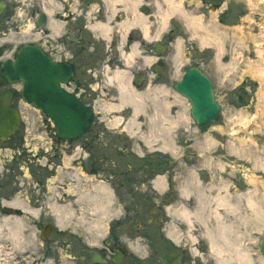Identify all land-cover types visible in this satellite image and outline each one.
Returning a JSON list of instances; mask_svg holds the SVG:
<instances>
[{
	"label": "rangeland",
	"instance_id": "374dc122",
	"mask_svg": "<svg viewBox=\"0 0 264 264\" xmlns=\"http://www.w3.org/2000/svg\"><path fill=\"white\" fill-rule=\"evenodd\" d=\"M222 4L220 9L225 10L230 20L236 21V25L223 27L214 21L217 18L216 14L210 12L208 15L211 20L209 23L215 25L212 32L220 40L222 37L224 44L222 62L211 61L208 69L216 100L221 105L215 119L203 126L194 123L190 115L191 104L174 89L175 83L180 80L178 79L180 67L174 68L176 72L172 79H145L142 87L138 88L143 91L149 84L155 88L159 81L169 90L166 100L175 104L172 108L177 112L185 110L187 122L182 121L179 126L176 124L174 132H171L172 138L169 136L179 151L177 154H170L157 147L149 148L140 137L135 136L133 139L127 131H123L127 121L132 117V109L122 106L120 109H114L116 111H108L109 104L117 103L115 86L110 85L106 79L103 82L99 81L98 97L92 104L100 109L99 116L105 121L99 122L93 128V132L98 130L104 134L100 141L94 140L96 143H90V147H81L78 150L77 182L66 176L67 181H71L66 189L73 190L79 199L82 192L94 194L95 185L105 184L112 190L114 201L107 213H95L88 199L84 198L77 204V200L74 201L70 194L66 196L69 200L66 203L71 205L69 210L65 209L66 216L64 214L65 217L63 216L61 220L65 225L60 224L53 233V236L63 237L65 240L63 251L65 264H77V233L97 238L104 234L101 228L88 224L94 220L103 222L130 220L132 222L128 228L123 227L120 230L121 235L127 238L129 233L138 234L140 235L138 238L144 239V247L148 245L152 246V249L153 245L148 242L150 233L155 243L157 235L154 233L158 234L160 228L164 231L178 225V228L182 229V221L170 213L175 203H180L182 195L180 190L175 189L174 175L186 176L190 169L200 170L197 175L198 181L202 182L205 189L211 183L219 186L220 190L217 192L227 198V202L234 207V210L223 207L218 211L224 225H229L230 236L234 240L236 238L243 252L251 257L250 264H264V257L260 251V241L264 236V0H225ZM29 38L30 35L17 34L13 45L19 47L20 42ZM16 47L5 51L1 60L12 59ZM213 54L211 50V59L214 57ZM75 61L77 63V59ZM215 68H218V71L214 72ZM1 84L5 85L3 81ZM20 85L18 83L12 86L19 88ZM7 86L13 88L9 84ZM131 86L135 87L133 83ZM69 89L77 93V75ZM147 103L151 111L153 101L149 99ZM17 104L25 123L33 124L35 127L32 129L37 134L35 128L46 123L44 115L27 108L22 100ZM150 111L149 113H152ZM175 113L168 112L172 118L175 117ZM118 118L120 122L116 124L115 120ZM140 122H145V126L142 127L146 129L148 123L144 117H140ZM157 132V137H160V130L157 129ZM205 139H208L207 145L201 147L199 143ZM85 142L84 139L77 145L80 143L84 145ZM137 144L140 146L139 153L134 151V145ZM229 145L236 151H229ZM2 156L5 157V154L2 153ZM206 157L209 161L204 164ZM13 170L20 173L18 180H23V173L27 171L25 165L21 164ZM42 170L39 172L42 173L44 171ZM157 175L165 178L166 190L161 193L152 188V180ZM4 178L0 173V181ZM34 178L28 176L27 180L31 179L28 182L36 184ZM54 197L59 199L57 194ZM182 200L188 202L186 199ZM249 200L252 207L249 206ZM62 202L64 201L60 204ZM189 203L193 207L195 200L190 198ZM138 207H141L142 212H139ZM61 214L49 211L44 217L53 221ZM159 219L163 220V225L159 224ZM67 221L72 222L67 225L69 223ZM137 223L145 227L138 228ZM209 224L214 227L213 219L210 218ZM41 229L28 226L25 232L32 237L31 245L35 252H42L43 249L42 239H37ZM200 229L199 224L195 222L191 232L196 242L193 246L189 244L193 250L192 255L188 252L189 263L215 264L208 241L200 235ZM151 230L153 231L149 232ZM162 236L170 247L171 241L165 237L164 232ZM183 242L188 243L186 238ZM169 249L156 252L153 264H160L162 259L168 256ZM138 260L140 261L139 258Z\"/></svg>",
	"mask_w": 264,
	"mask_h": 264
},
{
	"label": "flooded vegetation",
	"instance_id": "af4514ba",
	"mask_svg": "<svg viewBox=\"0 0 264 264\" xmlns=\"http://www.w3.org/2000/svg\"><path fill=\"white\" fill-rule=\"evenodd\" d=\"M178 1L180 8L172 11V5L178 4ZM223 2L225 0H0V50L5 52L16 47L13 44L17 34L30 35L31 38L25 42L41 48L52 61L74 65L77 96L87 105H93L98 97L99 81L114 79L117 74L123 79H133L134 84L139 82L140 88L145 79H172L177 67H180V75L188 69L198 68L212 79L208 71L210 63L216 61V48L223 49L224 44L222 37L221 40L213 38L215 25L209 23L208 15L216 14L214 21L223 27L236 25V21L230 20L225 10L220 9ZM163 15L167 16L164 24ZM189 18L196 20V28L189 25ZM21 47L17 46L15 50ZM211 50L214 52L213 60ZM219 62H222V55ZM2 81L5 85L1 84ZM7 84L2 79L0 90L9 88ZM155 86L166 87L159 81ZM18 100L14 93L11 105L18 106ZM94 107L95 123L78 141L59 139L46 118L43 126L35 128V134L32 129L35 126L25 123L22 113L17 129L5 139L0 136V173L3 178L7 176L0 181L2 217L26 218L30 227L57 224L55 220L49 221L44 217L50 203L59 202L58 205L70 207L71 204L66 203L69 194L75 197L74 201L77 200V194L66 189L71 184L66 176L77 182L78 150L90 147V143H96L94 140L100 141L104 134L98 130L93 132L99 122L105 121L99 116L100 109ZM169 112L177 110L172 108ZM142 131L145 132V129ZM84 139V145H77ZM66 159L68 166H65ZM21 164L27 171L23 173V180H18L20 173L13 169ZM28 176H35L36 184L28 182L31 180H27ZM55 194L59 199L54 197ZM16 198L22 201L24 209L11 204ZM61 201L64 202L60 204ZM138 210L142 212L141 207ZM158 221L163 225L162 219ZM67 222L70 225L72 221ZM131 222L126 219L105 222L104 234L100 238L77 233V264H153L156 252L166 248H170L168 256L160 264L165 259H171L176 264H190L191 247L183 242L184 238L179 243L171 240L168 247L162 236L165 230L160 228L158 234L154 233L157 235L155 243L151 233L148 236V242L155 250L152 246L144 247V239L138 238L140 235L129 233L127 238L121 235L120 230L128 228ZM137 226L141 229L145 227L141 223ZM29 238L32 240V237ZM37 239L43 241L42 252H35L31 245V258L25 264H65L63 237L50 235L43 238L40 235ZM135 240L141 241L144 253L133 250L131 244ZM17 258V262L23 264L22 257Z\"/></svg>",
	"mask_w": 264,
	"mask_h": 264
},
{
	"label": "bare ground",
	"instance_id": "6f19581e",
	"mask_svg": "<svg viewBox=\"0 0 264 264\" xmlns=\"http://www.w3.org/2000/svg\"><path fill=\"white\" fill-rule=\"evenodd\" d=\"M177 8H180L179 1L178 4H173L171 9L173 11L177 10ZM166 19L167 16L163 15V24ZM188 21L189 25L192 24V27L196 28V20L194 18H189ZM213 38L215 39L216 36L214 35ZM215 41L219 43L220 40ZM220 48L221 49H219V51L217 50L216 54L217 61H219L222 53V47ZM121 78L122 77L117 74L114 79H106L110 85L115 86L117 94V103L109 104V109L107 110L111 111L114 109H120L122 106L129 107L132 109L133 114L129 121H127L125 130L130 136L133 138L135 136H138V138L140 137L141 140L144 141V145L149 148L157 147L170 154H177L179 151L171 142L169 136L172 138L171 132H174L173 129L176 127V124L179 126L180 122H187L185 118V110L176 112L175 117L172 118L168 112L172 109L173 104L166 100L169 90L162 86L152 88L151 84H149L145 90L138 91L135 87L131 86V79ZM149 99L153 101V109L151 111L149 110L150 106L147 103ZM26 106L29 107L28 105ZM149 111L152 113H149ZM140 117H144L149 124V128H147L146 132H140ZM115 121L116 124H118L120 118ZM157 129L160 130V137H157ZM136 131L138 132L136 133ZM159 138L162 140H159ZM207 140L208 139H205L200 142V146L205 147L207 145ZM134 147V151L139 153L140 146L137 144L134 145ZM230 150L231 152L236 151L229 145V151ZM207 161H209V158L206 157L203 163L206 164ZM68 164L69 162L66 159L65 166H68ZM199 172L200 170L190 169L186 176H181L180 174L174 175L176 183L175 189L180 190L182 195L180 203L176 202L173 206L174 208L170 210V213L173 214L175 218L182 221L183 230L178 228V225L172 226L164 231L165 237L179 243L184 236L188 242V246L189 244L193 246L196 240L191 229L196 222L201 228L199 231L200 235L208 241L210 253L215 259V264H250L252 262L251 257L243 252L238 240L236 238L234 240V238L230 236L229 225H224L223 218L218 212L220 210L219 208L227 207L229 210H234V207L227 202V198L222 197L220 192H217L220 190L218 185H213L211 183V185H207L205 189L202 182L198 181L197 175ZM164 179V176L157 175L152 182V188L159 193L165 191ZM94 188H96L94 194L82 192L80 198L77 199V204L85 198L92 203V210L95 211V213H107L108 210L111 209L114 201L112 190H110L105 184L95 185ZM190 198L195 200L193 207L189 203ZM182 199H186L188 202L185 203ZM250 200L249 206L252 207V202ZM11 204L24 209L22 201L18 198L13 200ZM213 206L214 208H212ZM62 209V207L55 203H51L49 207V211L54 213H60ZM67 209L69 210V208ZM210 218L214 221V227H211L209 224ZM58 221L61 222V216H58ZM102 223L103 222L94 220L88 224L100 228ZM27 228L28 224L26 223V218H23L22 220L17 218H5L0 215V264H20L17 262V257H22L23 264H25L27 260L28 262L30 261L31 256L29 253L32 246L29 235L25 234ZM179 230H181V232ZM131 246H133V250L139 254H142L145 251L140 240L133 241ZM191 254H193V252H191Z\"/></svg>",
	"mask_w": 264,
	"mask_h": 264
},
{
	"label": "water",
	"instance_id": "95a60500",
	"mask_svg": "<svg viewBox=\"0 0 264 264\" xmlns=\"http://www.w3.org/2000/svg\"><path fill=\"white\" fill-rule=\"evenodd\" d=\"M1 76L10 83H23V98L52 119L61 139L80 138L92 125L93 109L63 87L73 76L72 65L54 63L40 48L26 44L16 53L14 61L3 62ZM176 89L190 101L191 116L198 125L209 123L216 117L220 106L214 99L212 83L199 70L187 71ZM11 100V92L0 93L2 137L11 133L19 123L18 113L9 107ZM51 230L50 226L46 227L43 235H48ZM260 249L264 256V238ZM163 264L175 263L165 260Z\"/></svg>",
	"mask_w": 264,
	"mask_h": 264
}]
</instances>
